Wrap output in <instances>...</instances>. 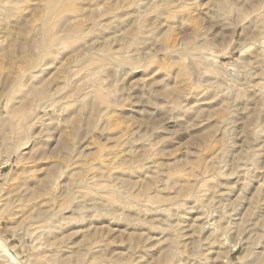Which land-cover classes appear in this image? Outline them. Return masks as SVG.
<instances>
[{"label": "rangeland", "instance_id": "374dc122", "mask_svg": "<svg viewBox=\"0 0 264 264\" xmlns=\"http://www.w3.org/2000/svg\"><path fill=\"white\" fill-rule=\"evenodd\" d=\"M0 264H264V0H0Z\"/></svg>", "mask_w": 264, "mask_h": 264}, {"label": "bare ground", "instance_id": "6f19581e", "mask_svg": "<svg viewBox=\"0 0 264 264\" xmlns=\"http://www.w3.org/2000/svg\"><path fill=\"white\" fill-rule=\"evenodd\" d=\"M235 25V24H234ZM236 27V26H235Z\"/></svg>", "mask_w": 264, "mask_h": 264}]
</instances>
